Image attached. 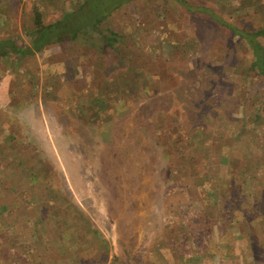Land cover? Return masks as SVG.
Wrapping results in <instances>:
<instances>
[{
	"label": "rangeland",
	"instance_id": "374dc122",
	"mask_svg": "<svg viewBox=\"0 0 264 264\" xmlns=\"http://www.w3.org/2000/svg\"><path fill=\"white\" fill-rule=\"evenodd\" d=\"M81 1L0 0V40ZM226 23L264 0H130L0 57V264H264V74Z\"/></svg>",
	"mask_w": 264,
	"mask_h": 264
},
{
	"label": "trees",
	"instance_id": "16d2710c",
	"mask_svg": "<svg viewBox=\"0 0 264 264\" xmlns=\"http://www.w3.org/2000/svg\"><path fill=\"white\" fill-rule=\"evenodd\" d=\"M128 1L130 0H82L60 18L46 23L42 19L41 12L36 10L34 27L30 33L31 44L18 47L11 39L0 40V57L6 56L9 52L17 55L35 54L49 45L67 40L83 39L90 42L93 32L102 31L100 25L103 19ZM226 25L243 37L252 47L255 56L253 65L264 74V45L260 40L264 39V24L255 29H240L230 23ZM104 32L102 38L105 39V43L113 45L116 41L113 39L116 32L111 31L110 35H105Z\"/></svg>",
	"mask_w": 264,
	"mask_h": 264
}]
</instances>
